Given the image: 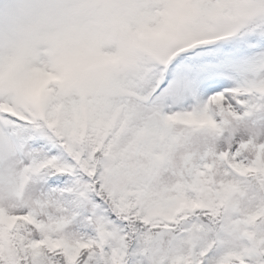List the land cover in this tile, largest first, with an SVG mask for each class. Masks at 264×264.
Wrapping results in <instances>:
<instances>
[{
	"label": "snow or ice",
	"instance_id": "1",
	"mask_svg": "<svg viewBox=\"0 0 264 264\" xmlns=\"http://www.w3.org/2000/svg\"><path fill=\"white\" fill-rule=\"evenodd\" d=\"M0 264H264V0H0Z\"/></svg>",
	"mask_w": 264,
	"mask_h": 264
}]
</instances>
